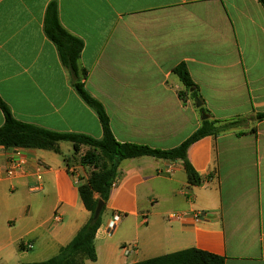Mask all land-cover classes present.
<instances>
[{
  "label": "crops",
  "instance_id": "obj_1",
  "mask_svg": "<svg viewBox=\"0 0 264 264\" xmlns=\"http://www.w3.org/2000/svg\"><path fill=\"white\" fill-rule=\"evenodd\" d=\"M53 1L62 26L84 42L86 89L105 107L117 141L172 150L206 120L240 121L189 148L199 186L189 184L181 160L122 161L95 237L97 260L84 264H137L189 249L225 264H264V120L257 118L264 114V6L258 0H0V98L21 122L95 139L103 137L100 120L72 87L44 31ZM181 64L204 112L189 94L179 96L184 88L173 70ZM4 121L0 109V128ZM60 148L62 154L0 146V264L47 261L88 222L78 186L91 168L81 166L72 145ZM20 159L28 174L10 178V163ZM39 164L44 188L34 193ZM116 214L122 220L109 233ZM125 248L135 250L128 256Z\"/></svg>",
  "mask_w": 264,
  "mask_h": 264
},
{
  "label": "trees",
  "instance_id": "obj_2",
  "mask_svg": "<svg viewBox=\"0 0 264 264\" xmlns=\"http://www.w3.org/2000/svg\"><path fill=\"white\" fill-rule=\"evenodd\" d=\"M258 1L264 6V0ZM44 31L47 38L56 46L60 61L70 75L72 87L83 102L97 114L102 125L103 137L95 139L86 134L57 132L21 122L14 117L10 107L0 98V109L5 118L4 124L0 128V146L6 149L46 150L62 154L60 144L66 142L73 145L75 154H81L84 148L88 149L81 155L80 164L82 167L91 168V170L88 180L78 186L81 200L91 214L88 222L73 240L60 250L57 256L44 262L22 263L84 264L86 260L93 262L97 260L94 241L102 225V214L105 208L99 219L94 220V214L99 201H103L105 205L109 201L122 161L141 157H154L169 161L181 160L189 184L199 186L202 178L188 160L189 148L205 137L217 136L229 131L240 121L206 120L189 139L172 150H159L147 146L121 143L117 141L111 130L110 119L105 107L86 89L88 73L80 65L84 42L70 34L62 26L56 1L51 2L47 8ZM173 73L179 78L184 88V91L179 93L180 98L185 99L189 94L195 103L201 101L186 65H179L173 70ZM192 90L194 91L191 92ZM201 110L204 112L202 107ZM257 118L260 121L264 120V114H258ZM137 264H225V259L197 249H189Z\"/></svg>",
  "mask_w": 264,
  "mask_h": 264
},
{
  "label": "built area",
  "instance_id": "obj_3",
  "mask_svg": "<svg viewBox=\"0 0 264 264\" xmlns=\"http://www.w3.org/2000/svg\"><path fill=\"white\" fill-rule=\"evenodd\" d=\"M43 169H44V166L41 164L36 166L34 169V173H35L34 175H35L36 181L31 186V191L34 193L41 192L44 188ZM26 174H28V168H27L26 162L23 159L13 160L10 163V167L7 170V175L10 178H15L17 176H23ZM196 219L202 220V215L197 214ZM54 220L57 222H60L61 221L60 215H55ZM121 220H122L121 215H119V214L114 215V217L112 218V220L108 224L109 233H113L116 230V228L118 227ZM28 247L31 249V248H33V245H28ZM124 250H125L126 255L129 256L130 254H132L134 252L135 249L133 250V249L125 248Z\"/></svg>",
  "mask_w": 264,
  "mask_h": 264
},
{
  "label": "water",
  "instance_id": "obj_4",
  "mask_svg": "<svg viewBox=\"0 0 264 264\" xmlns=\"http://www.w3.org/2000/svg\"><path fill=\"white\" fill-rule=\"evenodd\" d=\"M197 107H201V102H197ZM208 117L204 115L203 119L206 120ZM105 208V203L103 201H99L96 212L94 214V220H97L100 218L103 209Z\"/></svg>",
  "mask_w": 264,
  "mask_h": 264
},
{
  "label": "rangeland",
  "instance_id": "obj_5",
  "mask_svg": "<svg viewBox=\"0 0 264 264\" xmlns=\"http://www.w3.org/2000/svg\"><path fill=\"white\" fill-rule=\"evenodd\" d=\"M68 145H72V144L68 143ZM82 154H83V152H81V154H75V156H79V158H80Z\"/></svg>",
  "mask_w": 264,
  "mask_h": 264
}]
</instances>
